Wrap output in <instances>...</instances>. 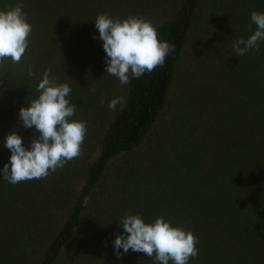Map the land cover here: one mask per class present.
Masks as SVG:
<instances>
[{
    "label": "trees",
    "instance_id": "16d2710c",
    "mask_svg": "<svg viewBox=\"0 0 264 264\" xmlns=\"http://www.w3.org/2000/svg\"><path fill=\"white\" fill-rule=\"evenodd\" d=\"M17 3L32 32L21 62L0 65V169L10 132L25 147L38 135L18 117L45 69L70 85L87 132L82 154L47 178L0 176V264H153L131 249L117 259L127 214L191 231L189 264H264V41L232 51L264 0H0V10ZM101 13L151 21L174 51L120 85L105 70Z\"/></svg>",
    "mask_w": 264,
    "mask_h": 264
},
{
    "label": "clouds",
    "instance_id": "9594fccd",
    "mask_svg": "<svg viewBox=\"0 0 264 264\" xmlns=\"http://www.w3.org/2000/svg\"><path fill=\"white\" fill-rule=\"evenodd\" d=\"M24 7L23 3H17L0 10V65L6 61L19 64L29 47L32 25ZM250 19L255 30L247 39L238 38L232 45L237 57L251 50L259 53V43L264 41V13L252 11ZM94 26L106 54V73L115 77L120 85L163 67L166 57L175 48L160 40L157 29L143 17L120 19L101 13L96 16ZM50 71L45 69L36 85L38 96L27 107L19 109V123L27 129L34 127L38 135L30 140L28 147L15 129L5 137L4 147L11 155L0 169V176L10 184L47 178L82 154L87 123L73 119L77 109L69 99L72 89L68 83L50 78ZM27 75L33 77L34 73L29 71ZM89 91L96 92V88ZM123 103L124 98L116 96L108 101L107 107L115 111L117 105ZM118 222L123 233L115 234L112 241L117 259L121 249L124 254L130 249L143 253L153 264H189L198 256V238L183 227L171 226L161 217L146 223L140 215L127 214Z\"/></svg>",
    "mask_w": 264,
    "mask_h": 264
}]
</instances>
